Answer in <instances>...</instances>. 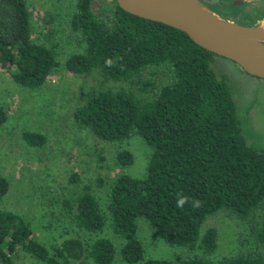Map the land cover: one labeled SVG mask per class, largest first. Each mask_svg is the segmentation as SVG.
Instances as JSON below:
<instances>
[{
	"label": "trees",
	"instance_id": "trees-1",
	"mask_svg": "<svg viewBox=\"0 0 264 264\" xmlns=\"http://www.w3.org/2000/svg\"><path fill=\"white\" fill-rule=\"evenodd\" d=\"M200 1L239 24L264 20L263 0L246 10V5L216 10L208 0ZM73 4L69 26L84 47L61 66L73 74L96 72L100 77L98 86L73 110L75 123L107 142H123L138 134L150 149L145 173L119 174L108 193L107 209L121 239V259L128 264H264V147L247 141L228 85L209 66L216 54L181 30L124 11L116 1L105 18L96 10L99 0H73ZM59 65L55 47L33 41L27 1L0 0V68L17 86L33 90ZM7 118L0 105V126ZM21 138L34 147L46 142L42 133L30 130L22 131ZM115 161L128 167L133 155L123 149ZM8 187V180L0 175V199ZM182 197L189 202L178 208ZM193 200L200 201L198 208L192 207ZM62 210L86 231H98L105 222L87 187L66 200ZM219 211L248 223L251 245L212 260L218 232L202 226ZM138 219L147 221L167 244L193 255L145 258ZM18 251L44 264H74L84 255L94 264H112L117 253L105 237L87 247L79 237H69L48 248L33 237L22 214L0 209V264H15Z\"/></svg>",
	"mask_w": 264,
	"mask_h": 264
},
{
	"label": "rangeland",
	"instance_id": "rangeland-1",
	"mask_svg": "<svg viewBox=\"0 0 264 264\" xmlns=\"http://www.w3.org/2000/svg\"><path fill=\"white\" fill-rule=\"evenodd\" d=\"M26 1L33 41L55 47L60 65L40 88L33 90L17 86L10 73L0 68V105L8 116L0 126V175L9 182L7 193L0 199V209L22 214L31 224L33 237L48 248L69 237H79L86 247L105 237L116 247L112 264H128L118 252L121 239L114 233L109 219L108 193L119 174L141 177L145 173L150 149L138 134L123 142H107L75 123L73 110L83 102L86 93L98 86L100 77L96 72L73 74L61 66L68 56L82 52L84 47L83 39L69 26L73 0ZM114 4V0H99L96 10L105 18ZM214 56L209 66L228 85L247 141L264 147V79L246 73L227 58ZM24 130L42 133L46 137L45 145L34 147L25 143L21 138ZM123 149L133 155V163L128 167H120L115 161L116 153ZM85 187L94 195L105 217L98 231L79 229L63 214L62 204ZM210 226L218 232V247L209 256L212 260L246 250L251 245L248 223L236 216L219 211L206 219L202 230ZM137 235L144 245L145 258L188 253L186 248L158 238L143 219L137 221ZM14 261L15 264H44L23 251H18ZM74 264L94 262L84 255Z\"/></svg>",
	"mask_w": 264,
	"mask_h": 264
},
{
	"label": "water",
	"instance_id": "water-1",
	"mask_svg": "<svg viewBox=\"0 0 264 264\" xmlns=\"http://www.w3.org/2000/svg\"><path fill=\"white\" fill-rule=\"evenodd\" d=\"M124 11L185 32L202 48L235 62L246 73L264 79V29L224 19L200 0H115ZM236 1L233 6L241 3Z\"/></svg>",
	"mask_w": 264,
	"mask_h": 264
},
{
	"label": "flooded vegetation",
	"instance_id": "flooded-vegetation-1",
	"mask_svg": "<svg viewBox=\"0 0 264 264\" xmlns=\"http://www.w3.org/2000/svg\"><path fill=\"white\" fill-rule=\"evenodd\" d=\"M221 1H226V0H221ZM221 1H218V2H214L212 0H208V4H211L216 10H235L236 8L238 7H241V6H245L250 8V6H256V5H261V0H232L229 4L233 3V2H236V1H242L241 3H238V4H235L233 6H230L229 4L228 5H224V4H221L220 2ZM264 1V0H263ZM218 5V6H215ZM249 5V6H248ZM263 6H264V3H263Z\"/></svg>",
	"mask_w": 264,
	"mask_h": 264
},
{
	"label": "clouds",
	"instance_id": "clouds-1",
	"mask_svg": "<svg viewBox=\"0 0 264 264\" xmlns=\"http://www.w3.org/2000/svg\"><path fill=\"white\" fill-rule=\"evenodd\" d=\"M189 202V198L188 197H182L180 199H178L177 201V207L178 208H183V206ZM192 207L193 208H198L200 206V201L199 200H193L191 201Z\"/></svg>",
	"mask_w": 264,
	"mask_h": 264
},
{
	"label": "bare ground",
	"instance_id": "bare-ground-1",
	"mask_svg": "<svg viewBox=\"0 0 264 264\" xmlns=\"http://www.w3.org/2000/svg\"><path fill=\"white\" fill-rule=\"evenodd\" d=\"M262 28L264 29V22H262Z\"/></svg>",
	"mask_w": 264,
	"mask_h": 264
},
{
	"label": "crops",
	"instance_id": "crops-1",
	"mask_svg": "<svg viewBox=\"0 0 264 264\" xmlns=\"http://www.w3.org/2000/svg\"><path fill=\"white\" fill-rule=\"evenodd\" d=\"M213 58L215 59V56Z\"/></svg>",
	"mask_w": 264,
	"mask_h": 264
}]
</instances>
